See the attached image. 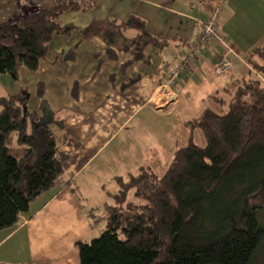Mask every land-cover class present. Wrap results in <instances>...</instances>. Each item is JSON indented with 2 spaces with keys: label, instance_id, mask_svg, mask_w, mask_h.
<instances>
[{
  "label": "crops",
  "instance_id": "1",
  "mask_svg": "<svg viewBox=\"0 0 264 264\" xmlns=\"http://www.w3.org/2000/svg\"><path fill=\"white\" fill-rule=\"evenodd\" d=\"M93 1L96 7L88 12L60 16L61 26L75 29L53 39L36 72L21 68L17 79L0 76L8 95L28 93L32 111H39L37 92L44 85L49 108L65 120L57 138L70 156L65 171L71 183L38 197L14 228L0 231V264H78V244L96 238L93 223L101 219V206L119 190L115 178L136 175L142 166L164 175L174 152L190 139L186 123L206 110L223 111L227 90L247 75L248 55L264 43V0ZM218 5V33L234 50L232 71L213 73L224 48L212 40L168 86L172 70L192 54L201 25ZM130 15L144 20L160 45L148 46L142 61L125 67L135 32L113 22ZM192 134L205 143L199 129Z\"/></svg>",
  "mask_w": 264,
  "mask_h": 264
},
{
  "label": "trees",
  "instance_id": "2",
  "mask_svg": "<svg viewBox=\"0 0 264 264\" xmlns=\"http://www.w3.org/2000/svg\"><path fill=\"white\" fill-rule=\"evenodd\" d=\"M95 7L93 0H52L2 17L0 76L17 79L21 68L36 72L53 39L75 29L61 26L60 16ZM113 24L135 32L125 67L142 61L148 46L160 45L135 15ZM246 63V77L227 90L228 111L206 110L186 123L190 139L164 175L142 166L128 181L115 178L119 190L101 209L102 233L78 244V264L252 263L264 242V43ZM44 89L40 84L39 111L29 109L27 92L0 97V231L14 228L41 195L71 186L65 171L70 156L57 138L65 120L54 116ZM195 129L204 147L195 143Z\"/></svg>",
  "mask_w": 264,
  "mask_h": 264
},
{
  "label": "built area",
  "instance_id": "3",
  "mask_svg": "<svg viewBox=\"0 0 264 264\" xmlns=\"http://www.w3.org/2000/svg\"><path fill=\"white\" fill-rule=\"evenodd\" d=\"M221 6H214L207 20L201 25V33L198 36V45L193 50L192 54L180 60V62L172 70L167 85L171 86L175 84L176 78L182 69L187 68L190 64L195 63V57L201 56L204 52L205 47L210 41L214 40L224 48V52L215 64L213 68V73L217 75H226L232 71L233 61L231 59V54L234 52L230 43L226 38L218 33V25L221 17ZM175 97H170V100H174Z\"/></svg>",
  "mask_w": 264,
  "mask_h": 264
},
{
  "label": "rangeland",
  "instance_id": "4",
  "mask_svg": "<svg viewBox=\"0 0 264 264\" xmlns=\"http://www.w3.org/2000/svg\"><path fill=\"white\" fill-rule=\"evenodd\" d=\"M51 3H52V0H0V21L2 17H6V16L8 17L14 14L15 12L18 14H22L23 12H25L26 9L28 10V9H31L32 7H37V8L48 7ZM8 89L9 88L6 84H4L3 82H0V97L7 96ZM222 108H223L222 109L223 112H226L229 109L228 105L225 108L224 107ZM111 131L112 130H110L108 133H110ZM195 142L199 146H202V147L205 146V143H201L200 140L199 141L195 140ZM137 175L138 174H136V176ZM128 178L124 180L128 181ZM102 208H103V205L101 206V209ZM88 212L92 213L91 210H89ZM260 219H261L262 224L264 225V212L260 215ZM93 226H94V231H95V237L97 238L102 233L103 220L102 219L97 220V223L96 222L93 223ZM251 264H264V242L262 243L260 249L258 250Z\"/></svg>",
  "mask_w": 264,
  "mask_h": 264
}]
</instances>
